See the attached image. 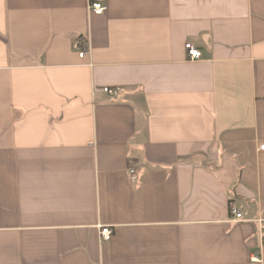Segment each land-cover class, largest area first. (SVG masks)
<instances>
[{"label": "crops", "instance_id": "0c3cea01", "mask_svg": "<svg viewBox=\"0 0 264 264\" xmlns=\"http://www.w3.org/2000/svg\"><path fill=\"white\" fill-rule=\"evenodd\" d=\"M261 146L264 0H0V264H264Z\"/></svg>", "mask_w": 264, "mask_h": 264}, {"label": "built area", "instance_id": "2783aa9c", "mask_svg": "<svg viewBox=\"0 0 264 264\" xmlns=\"http://www.w3.org/2000/svg\"><path fill=\"white\" fill-rule=\"evenodd\" d=\"M88 10L90 13H93L94 15H101L106 10V6L100 1H89ZM74 48L75 50L78 51V58L80 59H83L89 52V47L85 43L76 42L74 44ZM185 49L187 51L188 59L197 60L201 58V52L197 50L196 48H194L191 44H186ZM102 92L110 97H118L120 94L124 92V90L122 88L105 87L102 89ZM260 150H264V146H261ZM128 172H129L131 180L134 181L135 176H136L135 168L130 167ZM231 213L234 215L235 219L239 220L241 218V214L238 213L237 211L231 210ZM112 234H113L112 229L110 227L100 228L99 235H100L101 241L103 242L109 241L112 237Z\"/></svg>", "mask_w": 264, "mask_h": 264}]
</instances>
